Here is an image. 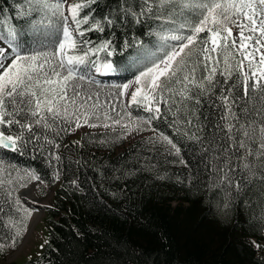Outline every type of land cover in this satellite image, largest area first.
Returning a JSON list of instances; mask_svg holds the SVG:
<instances>
[{"label":"snow or ice","instance_id":"obj_1","mask_svg":"<svg viewBox=\"0 0 264 264\" xmlns=\"http://www.w3.org/2000/svg\"><path fill=\"white\" fill-rule=\"evenodd\" d=\"M26 3L18 14L29 18L28 39L36 47L14 26L5 30L6 19L0 21V150L22 152L32 145L40 151L50 145L49 160L58 161V138L73 127L127 128L122 121L131 114L122 115L117 104L126 98L128 107L137 105L149 114L137 117L136 131L155 132L153 121L170 114V127L197 145L210 174L206 178L230 199L253 180L264 183V0H122L118 15L102 18L103 23L81 15L87 2ZM145 18L158 22L159 30L152 33L158 44L147 49L133 38L122 45L143 49L135 61L136 86L125 82L113 99L101 101L99 85L88 71H114V63L102 60L100 53L112 57L116 49L111 39L95 44L87 34L125 21L139 25ZM205 97L216 109L212 123L203 122L202 113L194 110ZM109 107L118 119L104 111ZM157 142L187 167L173 138L161 133L148 140ZM29 180L39 177L0 158V227L11 231L0 238V249L15 248L22 239L17 227L27 230L25 218L32 213L18 192ZM182 182L187 184V178Z\"/></svg>","mask_w":264,"mask_h":264},{"label":"trees","instance_id":"obj_2","mask_svg":"<svg viewBox=\"0 0 264 264\" xmlns=\"http://www.w3.org/2000/svg\"><path fill=\"white\" fill-rule=\"evenodd\" d=\"M81 2L88 3L81 15L88 13L103 23L102 18L118 15L122 0ZM26 7V0H0V21L6 19L5 30L14 26L36 47L28 39L29 18L18 14ZM158 30L157 21L145 18L139 25L125 21L87 37L95 44L114 42L115 54L101 52L100 57L110 59L113 72L124 75L143 49H125L123 41L135 38L152 48L158 44L152 33ZM97 84L102 101L110 91ZM212 102L205 97L194 109L205 123L217 119ZM171 119L169 114L153 126L181 146L187 167L177 162L180 158L153 149L146 137L125 145L118 127L85 131L77 139L69 137L72 129L63 132L60 147L54 149L58 161L49 160L50 145L40 151L32 145L22 152L0 150L6 164L35 169L43 182L56 185L52 205L46 207L49 243L43 254L9 264H264V183L253 180L250 188L230 199L206 178L210 174L197 145L176 135ZM9 235V229L0 227V238ZM6 251L0 249V264Z\"/></svg>","mask_w":264,"mask_h":264},{"label":"rangeland","instance_id":"obj_3","mask_svg":"<svg viewBox=\"0 0 264 264\" xmlns=\"http://www.w3.org/2000/svg\"><path fill=\"white\" fill-rule=\"evenodd\" d=\"M151 49V48H149ZM138 74V73H137ZM128 83L131 84L132 87H135V77L133 79H131ZM136 120L137 117H132V118H124V120L122 121V124H127L128 127L124 128L121 125H115V126H119L122 129L125 130V136L126 139L129 142L134 141L135 139H137L140 136H149V137H154V138H158L160 134H158L157 132H153L151 130H145V131H136ZM109 124H111V121H105ZM96 123V122H95ZM104 123V122H102ZM106 129L104 127H89V126H84L81 128H75L74 132H73V137H77V135L83 131H85L86 129ZM111 128V127H109ZM153 147L157 148V149H163L165 148V146L162 143H155L152 144ZM35 181V180H34ZM41 187L40 182H38L37 188H36V197H38V199H40L43 204H50L51 203V197H52V191H54V189L52 187H45V190H43ZM51 189V190H48ZM42 194V195H41ZM43 199V200H42ZM44 204V205H45ZM43 214H41V216L31 225V231L29 232L30 229V225L29 228L27 230L26 236L24 237V244L22 245V247L19 250H16L18 248V246L23 242H21L18 246H15V248H10L6 257L4 258V260L2 261V264H8L11 261H21V262H25L29 259H33L37 256H39L45 249L47 243H48V232L46 230L45 227V223H44V212L42 211ZM41 245H43V247H41Z\"/></svg>","mask_w":264,"mask_h":264},{"label":"bare ground","instance_id":"obj_4","mask_svg":"<svg viewBox=\"0 0 264 264\" xmlns=\"http://www.w3.org/2000/svg\"><path fill=\"white\" fill-rule=\"evenodd\" d=\"M36 184H37V182H34L30 186H28V187H26L20 191L21 197L33 209V216L31 219V224L34 223L41 216V214H43L42 209H41V204H43V202L36 197Z\"/></svg>","mask_w":264,"mask_h":264}]
</instances>
